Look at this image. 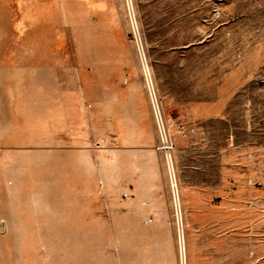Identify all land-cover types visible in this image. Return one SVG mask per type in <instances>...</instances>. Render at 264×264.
<instances>
[{
	"label": "rangeland",
	"instance_id": "1",
	"mask_svg": "<svg viewBox=\"0 0 264 264\" xmlns=\"http://www.w3.org/2000/svg\"><path fill=\"white\" fill-rule=\"evenodd\" d=\"M34 1L21 7L20 22H6L5 46H17L23 58L31 57L33 66L23 74L29 78L37 73L39 81L31 110L22 96V128L12 134L15 141L32 149L47 142L87 145L91 151L106 146L95 127L74 125L69 130L66 125L63 132L55 124L61 120L59 109L48 103L41 79L46 70L37 67L49 60L45 50L65 52L72 73L83 78L85 100H112V117L104 121L110 127L109 145L148 146L160 154L165 212L154 228L159 245L147 244L144 231L137 228L128 232L129 245L112 243L124 231L107 228L111 219L103 199L100 210L96 206L99 219H94V200L85 199L87 192L82 191L103 189L95 156L75 149L50 151L53 190L66 192L72 209L66 222L102 224L96 233L104 242L95 252L94 246L78 243L82 231L77 228L34 229V208L18 205L27 199L13 196L12 164L0 173L3 259L14 264L13 242L29 239L38 245L16 247L24 264H264V0ZM13 3L7 6V17L13 18L14 10L19 14ZM12 81V71L6 69L0 107L9 112ZM82 98V107L85 103L90 108ZM46 112L50 120L53 116V133ZM13 153L23 174L15 179L17 189L29 190L31 182L45 188V150L31 152L37 180L29 172L35 170L29 166L30 152L12 151L11 163ZM126 157L120 158L125 166ZM61 200H53L55 210ZM46 237L72 239L46 246Z\"/></svg>",
	"mask_w": 264,
	"mask_h": 264
},
{
	"label": "crops",
	"instance_id": "2",
	"mask_svg": "<svg viewBox=\"0 0 264 264\" xmlns=\"http://www.w3.org/2000/svg\"><path fill=\"white\" fill-rule=\"evenodd\" d=\"M13 1V5L18 6L19 14L14 10V14L12 15L13 18H11L7 17L6 13L7 6L11 4V0H0V85H5V70L10 69L12 71V97L14 103L11 106L13 108L12 112H9L8 109H3L0 107V144L3 147V150L0 152V173L5 172L8 166H11L12 164L14 165L13 175L15 188L13 190V196L19 199H27V202L24 203L20 201L18 205L29 204L30 207L34 208V211H31L30 217L31 219H34V229H60L62 231H69L70 229L77 228L78 230L82 231V235L80 234V236H78L76 239L78 243L85 246H94L96 252V247L101 246L104 242L102 237H98L96 231L99 228L101 229L103 225L98 222L97 224L95 222L93 224L66 222V217L68 216L70 210H72L69 206V200L66 199L67 194L66 192H54L53 182L55 176L53 175L51 169H49L50 171L48 170V165H53L55 162L54 160H50V158H52V153H50V151L53 152L56 150L75 149L83 152H89L95 156L97 161L96 163L101 166L99 181L104 185L101 191L98 188H94L92 191H86V187L85 190H82L87 192V194L84 195L85 199L89 198L94 200L93 208L91 209L90 214L93 213L95 217L94 219L97 218L96 215L99 213L103 199L106 205L107 213L110 215L111 219L106 223L107 228L114 231H124L123 233H120L116 239L111 238L112 243L118 246L129 245L131 237L130 233L128 232L129 230L137 228L144 231L142 240L147 242V244L155 246L159 245L161 241L158 235H156L154 232V228H156V226L159 224L157 221L158 217L165 212L164 206L160 200L162 188L165 182V179H163L160 173L162 164H160V154L155 149H152L148 146H132L131 148L119 149L109 145V142L107 141L109 136L107 134V130L110 127H108L107 123L104 121L105 119L112 117V100L110 99L107 101V99L94 98H91L89 101L85 100L84 92L86 93L87 90L82 88L84 86V84H82L84 83L83 78L80 74L76 73L75 75L72 73V70L69 68V57L65 56V52L55 53L53 49H50V51H48V49L45 50L42 52V54L44 53L47 57H49V60L47 59L46 65L39 64L37 67V71L39 68L46 70L47 76L41 77V79L43 80L42 84H44L46 88L45 97L48 103L50 106L55 104L59 109L58 113L61 120H56L55 124H58L57 127L60 126L62 130H64L63 132H65L66 125L68 126L69 130L74 128V125L78 126L79 129L86 128V124H88L91 128L95 127L97 131H99L101 139L104 140L106 146L103 148H94V151H91V148L87 145L67 146L66 144H63L60 146L54 142H47L46 146L32 149L22 146L21 143L15 141L16 137L12 136V134L20 132L22 128V96H25L26 102L29 103L28 108L31 110V103L36 101L37 86L39 85L37 73H35V75L30 73V75H28L29 78L25 77L27 74H23L24 70L32 68L33 66L31 57L28 56L23 58L22 51L17 46H14L12 49H7L5 46V38L7 36L6 22L12 21V19L13 21L20 19L18 20L20 22L21 7L23 5H32L36 1ZM19 36L20 34L18 37ZM54 64H56V68ZM54 69H57L58 71L54 73ZM55 74L57 76H54ZM58 74L60 76H58ZM78 90H80V93ZM88 97L91 96L89 95ZM81 98L84 101L89 102L90 108H88L87 104L85 103L83 105L84 107H82ZM31 112L32 111H29L30 118L33 117ZM46 113L47 114L45 115V118L47 126L52 130L53 133V116L50 120L48 112ZM65 118L69 119V122H66ZM71 118L77 119V122H75V120H72L71 122ZM84 119H88V121H85ZM91 119H100V122L94 124L93 120ZM49 125L52 127L50 128ZM37 149L43 151L45 150L47 155L45 161L41 163V165L46 166L44 184L45 188H38L31 182L29 190H22L21 188L17 189L18 182L15 179H18V177L23 174L21 165L19 164L18 166V164L15 162L16 153H13L14 163H11L12 151L16 152V150H26L30 152L29 166L35 168V170L32 173V169L30 168L29 172H31V177L34 180H37L38 171L36 166L38 165L36 162H32L31 154L33 150ZM126 156L129 158V164L125 166V164H123L125 162H121L120 158ZM78 164L81 166L83 163L78 161ZM98 169H100V167H98ZM85 182L86 181L83 183ZM2 185L4 187L6 186L5 178L3 179ZM55 198L62 199V205L57 210H55L53 206V200ZM96 206H99V210L96 209ZM80 213L81 212L77 210V215ZM17 215L18 214L16 212L15 218L19 222V215ZM39 219L44 220L39 221ZM123 219L124 221H120ZM18 222V226L16 225V227L21 229V224ZM133 224H136V226ZM160 225H162V223ZM86 230H89V233H87ZM71 239L72 238L62 237L57 238L55 241L53 237H46L43 239L44 241H42V243H44L46 246L55 244L63 245L66 243V240ZM0 242H2L1 239ZM105 243H107L106 239ZM1 245L3 244L0 243V246ZM22 245L33 246L38 245V243L37 241H32L29 239H20L19 242L14 241V264H24L22 262V250L16 249L17 246ZM3 258L4 255L0 254V264H9V262L5 261ZM94 261V264H98L96 260ZM33 262L34 261L30 260V264H34Z\"/></svg>",
	"mask_w": 264,
	"mask_h": 264
},
{
	"label": "built area",
	"instance_id": "3",
	"mask_svg": "<svg viewBox=\"0 0 264 264\" xmlns=\"http://www.w3.org/2000/svg\"><path fill=\"white\" fill-rule=\"evenodd\" d=\"M154 110H155V109H154ZM155 113H156V112H155ZM156 118H157V122H158V124H159L160 130H161V133H162L161 118H160V116H158L157 114H156ZM162 139H163V134H162Z\"/></svg>",
	"mask_w": 264,
	"mask_h": 264
},
{
	"label": "bare ground",
	"instance_id": "4",
	"mask_svg": "<svg viewBox=\"0 0 264 264\" xmlns=\"http://www.w3.org/2000/svg\"><path fill=\"white\" fill-rule=\"evenodd\" d=\"M150 91L153 94V88H152V86H150ZM152 97H153V100H154V96H152ZM154 102H155V100H154ZM181 251H182V243H181Z\"/></svg>",
	"mask_w": 264,
	"mask_h": 264
}]
</instances>
